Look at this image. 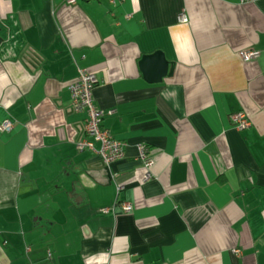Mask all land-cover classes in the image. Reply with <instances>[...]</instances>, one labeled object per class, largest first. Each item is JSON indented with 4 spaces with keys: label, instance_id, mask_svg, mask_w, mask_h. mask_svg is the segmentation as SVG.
<instances>
[{
    "label": "crops",
    "instance_id": "1",
    "mask_svg": "<svg viewBox=\"0 0 264 264\" xmlns=\"http://www.w3.org/2000/svg\"><path fill=\"white\" fill-rule=\"evenodd\" d=\"M158 50L173 75L149 82L140 60ZM79 67L126 142L109 167L76 148ZM6 119L0 264H264V0H0ZM117 201L134 209L101 210Z\"/></svg>",
    "mask_w": 264,
    "mask_h": 264
},
{
    "label": "built area",
    "instance_id": "2",
    "mask_svg": "<svg viewBox=\"0 0 264 264\" xmlns=\"http://www.w3.org/2000/svg\"><path fill=\"white\" fill-rule=\"evenodd\" d=\"M249 1V0H242ZM69 3H75L76 0H67ZM180 22L186 23L188 17L185 13H181L178 17ZM239 55L243 61H251L259 58L260 51L247 48L239 51ZM96 73L88 68H78V75L69 83L71 94V107L76 112L85 114L83 119V136L76 142V148L79 151L90 150L97 154L106 166H111L117 160L125 156L126 142L116 138L110 129L103 124V118L106 115L113 114L115 109H103L98 107L94 101V90L98 85ZM232 122L239 130L248 128L251 121L245 112L234 113L231 117ZM14 123L6 119L0 123V131H11ZM138 158L142 162L146 173L145 180L151 179L152 167L154 158L150 155L145 145H139ZM121 186L118 187V190ZM122 212H131L134 205L129 202H116L112 207H104L101 210L104 212H117V207ZM236 252H240L238 249Z\"/></svg>",
    "mask_w": 264,
    "mask_h": 264
},
{
    "label": "water",
    "instance_id": "3",
    "mask_svg": "<svg viewBox=\"0 0 264 264\" xmlns=\"http://www.w3.org/2000/svg\"><path fill=\"white\" fill-rule=\"evenodd\" d=\"M140 67L145 79L149 82H159L167 76L173 75V64L169 62L162 51L143 55Z\"/></svg>",
    "mask_w": 264,
    "mask_h": 264
}]
</instances>
